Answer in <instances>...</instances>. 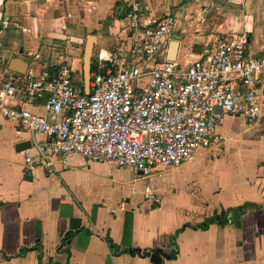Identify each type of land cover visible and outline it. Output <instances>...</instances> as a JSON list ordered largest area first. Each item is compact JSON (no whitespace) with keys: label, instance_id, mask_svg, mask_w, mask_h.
I'll return each mask as SVG.
<instances>
[{"label":"crops","instance_id":"crops-1","mask_svg":"<svg viewBox=\"0 0 264 264\" xmlns=\"http://www.w3.org/2000/svg\"><path fill=\"white\" fill-rule=\"evenodd\" d=\"M135 1L156 16L173 11V61L199 56L184 55L169 0H0V79L15 72L17 58L28 63L20 74L40 77L66 64L81 82L89 35L92 72L102 54L111 65L114 48L128 42L125 17ZM247 34L250 54H264V25ZM260 94L258 123L224 114L217 144L151 175L79 154L42 163L33 149L27 163L17 146L29 135L0 116V264H155L157 248L168 256L162 264H264V80ZM34 110L53 118L41 105Z\"/></svg>","mask_w":264,"mask_h":264},{"label":"built area","instance_id":"built-area-1","mask_svg":"<svg viewBox=\"0 0 264 264\" xmlns=\"http://www.w3.org/2000/svg\"><path fill=\"white\" fill-rule=\"evenodd\" d=\"M125 20L128 42L114 48L111 65L107 54L100 56L89 93L66 64L40 77L2 76L0 116L18 120L17 132L29 135L27 163L33 149L42 163L53 155L66 163L79 154L151 175L217 144L224 114L242 116L250 126L259 122L264 54H250L247 33L218 36L182 65L167 57L173 15H153L135 1ZM37 105L53 118L35 111ZM148 197L157 200L152 192Z\"/></svg>","mask_w":264,"mask_h":264},{"label":"rangeland","instance_id":"rangeland-1","mask_svg":"<svg viewBox=\"0 0 264 264\" xmlns=\"http://www.w3.org/2000/svg\"><path fill=\"white\" fill-rule=\"evenodd\" d=\"M169 2L179 12L175 33L183 41L185 56L192 52L208 50L212 46V41L223 34L233 31L247 33L248 27L252 25H264V0H169ZM172 12L157 13L163 16L172 15ZM81 67L79 80L82 78L83 81V64Z\"/></svg>","mask_w":264,"mask_h":264},{"label":"water","instance_id":"water-1","mask_svg":"<svg viewBox=\"0 0 264 264\" xmlns=\"http://www.w3.org/2000/svg\"><path fill=\"white\" fill-rule=\"evenodd\" d=\"M93 40L94 35H89L88 40L86 43L85 51H84V64H83V72H84V87L85 92H90V83H91V76H92V51H93ZM177 47H178V41L173 40L170 42L169 49H168V59L175 60L176 59V53H177ZM28 68V63L21 59L14 58L12 59L9 69L18 73H26ZM220 110V108H218ZM31 142L25 141L23 143H20L17 146V149L20 150H27L31 148ZM163 257H168L167 254L163 252L161 248H157L156 250L151 253V260L155 264H162Z\"/></svg>","mask_w":264,"mask_h":264},{"label":"trees","instance_id":"trees-1","mask_svg":"<svg viewBox=\"0 0 264 264\" xmlns=\"http://www.w3.org/2000/svg\"><path fill=\"white\" fill-rule=\"evenodd\" d=\"M71 235H72V233H69V234H68V237H71Z\"/></svg>","mask_w":264,"mask_h":264}]
</instances>
